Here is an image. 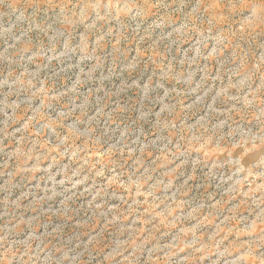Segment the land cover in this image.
Segmentation results:
<instances>
[{
    "label": "clouds",
    "instance_id": "9594fccd",
    "mask_svg": "<svg viewBox=\"0 0 264 264\" xmlns=\"http://www.w3.org/2000/svg\"><path fill=\"white\" fill-rule=\"evenodd\" d=\"M7 7L5 17L17 11L20 15L17 24L6 29L0 26V39L5 44L0 62L6 77H15L8 85V95L29 93L30 102L23 108L16 103L0 104V178L6 177L0 185V191L6 193L0 211V264H92L93 260L96 264H139L145 253L144 264H153L154 260L156 264H187L207 243L199 239L193 243L192 237L182 235V228L193 227L199 220H187L188 213L200 206L193 203L189 184L197 168H207L209 179L227 169L218 188L231 181L228 186L234 193L235 182L247 176L246 183L259 185L264 193V50L259 54L252 49L243 51L238 43L264 35V0H16ZM29 7L57 10L55 23L22 27L32 19L25 16ZM161 10L163 14L158 15ZM157 32L164 35L153 40ZM76 33L79 43L70 48ZM218 38H222L219 44ZM61 41L64 51L49 56L44 67L71 60L79 53L74 83L64 93L72 107L61 103L60 96H50L45 80L32 91L42 70L41 55H32L27 61L36 65V72L16 59L28 53L34 43L41 49L48 45L54 50ZM133 44H147L140 52H150L146 58L164 72L162 82L156 84L162 95L152 98L145 92L139 109L131 110L121 103L119 95H99L103 88L95 94L81 93L90 80V73L84 72L85 64L95 61L99 66L97 53L109 46L123 54ZM181 48L178 63L182 70L177 71L165 61L173 49L179 53ZM214 48H219L222 55L209 61ZM225 52L229 53L226 58ZM128 54L135 59L129 67H137L142 57L135 52ZM202 62L205 68L196 80ZM212 63L235 65V83L230 80L216 89V75L210 76L208 71ZM133 86L134 82L128 88ZM34 100H39V105L32 108ZM52 109L57 111L55 118L50 115ZM209 137L225 148V155L218 160H205L196 151ZM105 141L108 146L101 150ZM94 152L101 157L95 162L93 157L89 159ZM41 173L44 187L37 184L42 193L37 199L25 189ZM113 178L115 183H111ZM181 178L183 182L177 186ZM138 185L142 186L139 190L152 192L153 201L163 208L177 201L185 205L169 220L177 224L175 230L157 235L153 223L145 228L144 235H138L139 227L133 220L140 214L143 201L130 199ZM208 186L204 185L205 192ZM17 191L19 195L12 199ZM112 199L119 205H109ZM253 199L264 204V198ZM79 200L86 201L91 214L90 233L99 229L98 235L125 223L124 216L135 209L128 228L119 229L121 234L128 231L127 238L114 246L90 234L83 242L79 237L61 241L55 231L37 236L39 221L23 218L25 212L49 201H58L54 215L66 217ZM260 212L257 231L247 239L230 241L232 247L223 256L219 250L210 254L209 264H264V209ZM173 233L168 243L161 244ZM222 247L227 248L228 243ZM181 248L187 250L181 252ZM198 260L197 256V264Z\"/></svg>",
    "mask_w": 264,
    "mask_h": 264
},
{
    "label": "rangeland",
    "instance_id": "374dc122",
    "mask_svg": "<svg viewBox=\"0 0 264 264\" xmlns=\"http://www.w3.org/2000/svg\"><path fill=\"white\" fill-rule=\"evenodd\" d=\"M16 0H0V26L3 28H8L11 25L17 24V17L20 13L17 11L15 14L5 17L3 14L8 12V5L15 3ZM163 10H161L158 15H162ZM25 16H31L32 19L23 23L22 27L27 28L31 27L33 24H40L42 26H47L49 24L55 23V20L58 16V11L49 9L37 10L29 7L25 11ZM107 31V28H105ZM19 34V32H17ZM35 38L36 34H32ZM164 33H154L152 39L155 40L158 36H163ZM222 38H218L217 43H221ZM79 43V33H76L69 47H76ZM150 43V41L148 42ZM240 48L243 51H248L252 49L257 54L260 50H264V35L257 36L255 40H240L238 41ZM5 44L2 39H0V51L3 50ZM147 44L140 45L137 47L135 44L131 45L126 52L117 53L109 46L97 53V57L101 62L99 66L95 61L87 63L83 66L85 73H90L89 82L81 89V93H91L95 94L96 90L103 88L104 93L112 94L113 97L119 95L121 103L131 109L137 110L143 102V94L146 92L149 97L157 98L162 95V91L156 88V84L162 82V77L164 72L160 67L152 60L147 59L149 53L140 52V49L146 48ZM64 51L63 41L57 45L53 50L50 46L44 45L41 49L38 44L34 43L31 50L24 54L22 57H17V60H20L24 63L30 72H36L37 67L35 64H28L27 61L29 57L35 54H39L43 57L39 61L40 68L42 69L39 72V79L37 80L36 87L32 89L34 92L36 88L40 87V80H45L49 86V95L50 96H60L61 103L72 107L73 105L69 103V96L64 95L68 92L74 83L77 69L74 67L77 59L79 58V53L72 56L71 60H66L63 63H55L44 67L47 64V58L49 56L59 55ZM138 53L142 59L139 62V65L135 68H130L129 66L135 63V59L132 55L128 53ZM183 52V49H180V52L177 53L174 49L169 54L165 63L171 62L172 66L177 70L181 71L179 65L180 53ZM220 53L219 48H214L211 53H209L208 60L213 61L215 56ZM229 53L225 52V58L228 57ZM69 65H72L71 71H65L69 68ZM235 65L231 63H226L225 65H218L212 63L208 65L209 75H216V84L215 88L220 89L225 87L231 80L232 83H235V78L232 77V71ZM205 68V63L202 62L200 65V70L197 72L195 77L196 80L201 78L203 74V69ZM87 78V77H85ZM15 77L8 78L5 75V66L0 62V104H19L22 108L27 106L30 102V94L25 92L15 93L13 95H8L10 89L9 84L13 82ZM134 86L129 89V84ZM215 95L213 91L212 96ZM212 96H209L210 100ZM80 100L77 99L75 103H79ZM39 105V100H34L31 102L32 108H35ZM50 115L52 118H55L57 111L55 109L50 110ZM152 118V114L149 115V119ZM2 120V117H0ZM70 121H66V124ZM108 146L107 142H102L101 150ZM197 153L205 160H218L225 155V148L222 146H217L213 143L212 138L209 137L205 139L202 144L196 148ZM230 155V153H229ZM93 162L100 159L98 153H92L89 156V159H92ZM164 159L163 157L161 158ZM243 159V155L240 159H237L236 163L240 164ZM63 163H66L63 162ZM63 163L58 167H62ZM57 169H53L56 171ZM208 169L207 168H197L195 175L189 177V184L192 189L193 194V203L200 206L198 208H193L189 213L187 220L196 221L197 217L199 218L198 223H195L193 227H184L182 228V235L185 237H192L193 243L197 239L204 240L207 242L202 247L198 248L193 256L188 259L187 264H197V256L199 257L198 264H209L208 258L210 254H214L217 250L221 256L226 252H229L232 245L230 241H239L242 238L253 235L258 227L259 220L262 213L260 209H264V204L260 203V199H253L254 197L264 198V193H261L259 185H252L246 183L248 177L245 176L244 181L235 182V192L233 193L232 188L228 185L231 184V181H226L225 185L222 188H218L217 185L222 178V174H227V169L219 170L216 172L215 179H209L206 176ZM241 171L243 169L241 168ZM110 174V173H106ZM43 173L39 174L35 180L27 184L25 190H31L35 197L39 199L42 193L37 184L39 183L40 188L44 187V183L40 181L39 177ZM5 178H0V185L3 184ZM19 177L17 180L19 181ZM184 178L178 179L176 181L177 186L181 185ZM255 179V178H254ZM102 184L103 181H100ZM115 183V178L111 181ZM209 184L207 192H205L204 185ZM142 186H137V191H135L130 197L131 200H140L143 201L140 214L136 216L133 220V223L137 224L139 227L138 235L145 234V228H151L153 223H155L154 231L159 232L165 231L166 233L175 230L177 228L176 223H169L170 218H172L178 211H182L185 205L181 201L168 208H163L161 203L153 201V193L148 191L139 190ZM223 188L225 190L223 191ZM223 191V193H222ZM211 193L210 195H208ZM222 194V195H221ZM16 195H19V191L15 192L12 199L16 198ZM186 195V193H185ZM6 196V193L0 191V211L3 210V199ZM215 197V200L213 198ZM32 199V196L29 197V200ZM211 203V207L208 208L207 205ZM28 203V201H25ZM58 201H49L44 202L36 206L35 211H28L24 214V219L28 220H38L40 223V230L36 233L37 236H40L47 232H53L57 236L64 240L75 241L77 237L81 238V242L87 238L90 234L91 236L97 237V239L103 241L105 244L114 246L116 243L121 242L126 239L129 235L128 231H124L123 234L120 233L119 229H127L128 225L131 224L129 217L135 213V209H130L128 215L124 216L125 223H117L112 226L108 231L99 234V229L97 232L90 233V225L92 224L91 214L87 210V204L85 200H79L73 204L72 208L69 210L66 217H61L59 215H54L56 213V205ZM109 205H119V201L112 199L108 201ZM207 209V210H205ZM47 213V215H42V213ZM151 216V220L145 219V217ZM187 222V221H186ZM185 222V223H186ZM203 230V231H201ZM175 233L164 237L160 242L161 244L168 243L172 235ZM151 239V235H149ZM247 239V238H245ZM228 243L227 248L222 246ZM186 248H181V252L186 251ZM146 259V253L143 254L140 258L139 264H144ZM92 264H96V261L93 260ZM153 264H156V261H153ZM221 264H224L221 261Z\"/></svg>",
    "mask_w": 264,
    "mask_h": 264
}]
</instances>
